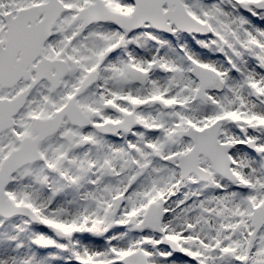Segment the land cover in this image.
Listing matches in <instances>:
<instances>
[{
	"label": "snow or ice",
	"instance_id": "1",
	"mask_svg": "<svg viewBox=\"0 0 264 264\" xmlns=\"http://www.w3.org/2000/svg\"><path fill=\"white\" fill-rule=\"evenodd\" d=\"M0 264H264V0H0Z\"/></svg>",
	"mask_w": 264,
	"mask_h": 264
}]
</instances>
